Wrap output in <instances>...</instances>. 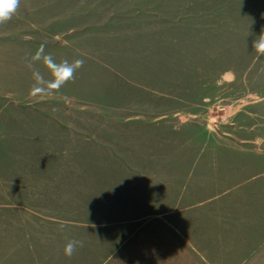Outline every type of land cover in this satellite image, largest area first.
I'll list each match as a JSON object with an SVG mask.
<instances>
[{
	"label": "rangeland",
	"instance_id": "obj_1",
	"mask_svg": "<svg viewBox=\"0 0 264 264\" xmlns=\"http://www.w3.org/2000/svg\"><path fill=\"white\" fill-rule=\"evenodd\" d=\"M261 32L264 0H20L0 24V264H264ZM41 46L83 65L33 97Z\"/></svg>",
	"mask_w": 264,
	"mask_h": 264
},
{
	"label": "clouds",
	"instance_id": "obj_2",
	"mask_svg": "<svg viewBox=\"0 0 264 264\" xmlns=\"http://www.w3.org/2000/svg\"><path fill=\"white\" fill-rule=\"evenodd\" d=\"M19 5L20 0H0V24L9 21ZM252 47L257 57H264V32H261V34L254 39ZM32 61H42L44 67L50 74V78L46 80L38 70L33 71L34 83L30 90V94L33 97L48 95L58 91L69 80L74 78L76 71L83 65V61L80 59H76L72 62L65 59L57 63L51 54L44 53L43 46L37 50L36 54L32 57ZM29 67H32L31 63ZM64 227L65 225H61V228ZM83 245L84 242L82 240L70 239L63 247V254L67 257H71L76 250L83 247Z\"/></svg>",
	"mask_w": 264,
	"mask_h": 264
},
{
	"label": "water",
	"instance_id": "obj_3",
	"mask_svg": "<svg viewBox=\"0 0 264 264\" xmlns=\"http://www.w3.org/2000/svg\"><path fill=\"white\" fill-rule=\"evenodd\" d=\"M260 149H264V142L261 144Z\"/></svg>",
	"mask_w": 264,
	"mask_h": 264
}]
</instances>
